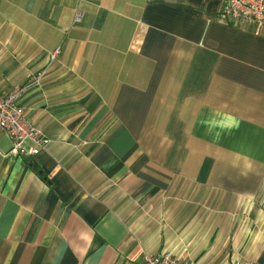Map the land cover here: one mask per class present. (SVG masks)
<instances>
[{"label":"crops","instance_id":"0c3cea01","mask_svg":"<svg viewBox=\"0 0 264 264\" xmlns=\"http://www.w3.org/2000/svg\"><path fill=\"white\" fill-rule=\"evenodd\" d=\"M221 3L0 0V94L52 140L0 131V264H264V24Z\"/></svg>","mask_w":264,"mask_h":264},{"label":"built area","instance_id":"2783aa9c","mask_svg":"<svg viewBox=\"0 0 264 264\" xmlns=\"http://www.w3.org/2000/svg\"><path fill=\"white\" fill-rule=\"evenodd\" d=\"M222 14L231 21L237 23L264 24V0H222ZM82 18L77 13L76 21ZM60 54L57 48L49 55V59L55 60ZM43 73L35 76V81L41 80ZM26 86L20 85L7 94H0V131H6L13 140L11 152L17 155H35L52 141L44 130L32 123L26 116L21 99L25 94ZM144 264H198L195 261L177 256L164 251L159 254H147ZM233 264H254L237 259Z\"/></svg>","mask_w":264,"mask_h":264},{"label":"rangeland","instance_id":"374dc122","mask_svg":"<svg viewBox=\"0 0 264 264\" xmlns=\"http://www.w3.org/2000/svg\"><path fill=\"white\" fill-rule=\"evenodd\" d=\"M221 5H222V3H221ZM223 8V7H222ZM225 18H226V16H224ZM228 19V18H227ZM228 20H230V19H228ZM231 21V20H230ZM233 22V21H232ZM12 150V149H11ZM146 256V255H145Z\"/></svg>","mask_w":264,"mask_h":264}]
</instances>
